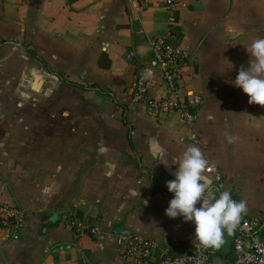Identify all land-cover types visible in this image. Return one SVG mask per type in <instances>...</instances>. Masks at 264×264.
Here are the masks:
<instances>
[{
	"label": "crops",
	"instance_id": "0c3cea01",
	"mask_svg": "<svg viewBox=\"0 0 264 264\" xmlns=\"http://www.w3.org/2000/svg\"><path fill=\"white\" fill-rule=\"evenodd\" d=\"M177 17L181 93L202 101L191 126L130 101L143 70L150 98L166 95L150 53L162 0H0V203L25 213L18 241L0 234V264H131L118 243L129 236L192 252L191 222L164 214L171 157L190 146L246 201L243 218L264 216V107L229 83L264 38V0H179ZM68 217L97 233L76 239ZM232 237L211 264H231Z\"/></svg>",
	"mask_w": 264,
	"mask_h": 264
},
{
	"label": "built area",
	"instance_id": "2783aa9c",
	"mask_svg": "<svg viewBox=\"0 0 264 264\" xmlns=\"http://www.w3.org/2000/svg\"><path fill=\"white\" fill-rule=\"evenodd\" d=\"M179 0H162L167 13L164 31L150 39V53L153 68L160 74L166 87V95L151 99L148 95L149 72L143 70L136 75L130 86V101L140 103L147 112L161 118L168 114H177L185 126H191L201 106L196 95H182L181 82L184 71L189 65V54L181 47L180 31L177 22V3ZM194 142H197L194 139ZM212 176L214 190L218 193L228 191L234 200L236 197L225 186L215 165L209 163L205 170ZM238 201V200H237ZM25 213L14 204L0 203V234L11 241H18L24 228ZM66 224L74 237L79 239L86 234H96L98 229L89 221L68 217ZM122 255L130 259L131 264H211L215 248L197 245L189 253L173 255L166 248L150 239L139 236L121 237L118 241ZM232 264H264V216L243 218L233 232Z\"/></svg>",
	"mask_w": 264,
	"mask_h": 264
},
{
	"label": "clouds",
	"instance_id": "9594fccd",
	"mask_svg": "<svg viewBox=\"0 0 264 264\" xmlns=\"http://www.w3.org/2000/svg\"><path fill=\"white\" fill-rule=\"evenodd\" d=\"M244 49L249 58L247 67H241L229 83L248 98L249 105L264 107V38L254 39ZM227 63L231 69L233 65ZM233 139L228 136L229 143ZM164 163L169 166L167 160ZM170 165L175 166L176 171L174 178L165 185L172 196L165 216L191 222L194 227L192 244L220 248L225 232L232 234L242 215L246 214V201L234 200L228 191L220 192L218 196L212 191L211 177L204 174L209 161L199 147L190 146L179 158L171 157ZM198 203L199 207L196 206Z\"/></svg>",
	"mask_w": 264,
	"mask_h": 264
},
{
	"label": "trees",
	"instance_id": "16d2710c",
	"mask_svg": "<svg viewBox=\"0 0 264 264\" xmlns=\"http://www.w3.org/2000/svg\"><path fill=\"white\" fill-rule=\"evenodd\" d=\"M80 0H65V4L68 5V6H72L74 3L78 2ZM27 50L31 53H33L32 49L29 48L28 46L26 47ZM122 121L124 122V124L127 123L126 121V115H125V109L123 108V111H122Z\"/></svg>",
	"mask_w": 264,
	"mask_h": 264
},
{
	"label": "water",
	"instance_id": "95a60500",
	"mask_svg": "<svg viewBox=\"0 0 264 264\" xmlns=\"http://www.w3.org/2000/svg\"><path fill=\"white\" fill-rule=\"evenodd\" d=\"M229 262H230L231 264L234 262V257H233V256L230 257Z\"/></svg>",
	"mask_w": 264,
	"mask_h": 264
}]
</instances>
